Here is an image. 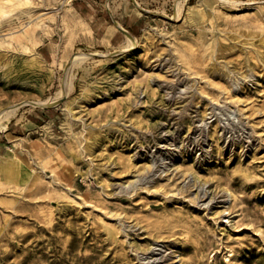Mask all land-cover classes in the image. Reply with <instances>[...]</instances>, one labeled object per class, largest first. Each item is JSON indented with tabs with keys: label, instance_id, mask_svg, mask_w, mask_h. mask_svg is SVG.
Masks as SVG:
<instances>
[{
	"label": "rangeland",
	"instance_id": "rangeland-1",
	"mask_svg": "<svg viewBox=\"0 0 264 264\" xmlns=\"http://www.w3.org/2000/svg\"><path fill=\"white\" fill-rule=\"evenodd\" d=\"M14 3L0 264H264V0Z\"/></svg>",
	"mask_w": 264,
	"mask_h": 264
},
{
	"label": "bare ground",
	"instance_id": "bare-ground-1",
	"mask_svg": "<svg viewBox=\"0 0 264 264\" xmlns=\"http://www.w3.org/2000/svg\"><path fill=\"white\" fill-rule=\"evenodd\" d=\"M212 1L214 0H206V2H208L209 4L212 3ZM233 1V0H232ZM4 2H11L13 4L14 3V0H0V11H4V5L3 3ZM24 5V4H23ZM25 9V8H24ZM139 11V10H138ZM141 12V11H140ZM25 15V14H24ZM204 10L201 6V3H190L189 4V7H188V11H187V14H186V20L189 21V22H195V23H199L200 20L202 18H204ZM118 22V21H117ZM45 24V23H44ZM43 24V25H44ZM118 27H122L121 25L118 24ZM127 31V30H126ZM125 31V32H126ZM88 32V31H87ZM86 32V33H87ZM128 32V31H127ZM152 32H150V30H147V32L145 33V37L146 39L150 38V35H151ZM85 34V33H83ZM129 35V34H128ZM136 40V39H135ZM134 41V40H133ZM133 44H137L136 41L133 42ZM206 48L208 47L207 43L205 44ZM1 47V46H0ZM64 47V46H63ZM63 49V48H62ZM17 50L19 51H14V50H11L9 49V47L7 46V48H3L1 51H0V64L1 62H5L6 64H8L9 66V75H11L12 77L10 78L11 80H13L14 78L16 79L17 76V68H21L23 67L24 70H23V73H21L22 75H19L21 77H28L30 72L32 71V65L34 64V58L30 55H26V54H22L20 51L19 48H17ZM180 54H181V57H183V59L186 61V62H189L191 60V56H192V53L187 50L186 48H183V49H180ZM84 52L83 53H80V52H74L72 53V58H71V62L74 64L77 60L79 59H82L84 57ZM68 65V64H67ZM72 66V65H71ZM71 69V68H70ZM69 70V69H68ZM68 74V73H67ZM25 82V80H24ZM67 83V82H66ZM67 85V84H66ZM29 101V100H28ZM61 101V98L59 99H46V100H38V101H33L34 103L36 104H40V105H56L58 104L59 102ZM26 102V101H24ZM22 104V103H21ZM31 104V103H30ZM19 105V104H18ZM17 105V106H18ZM35 105V104H34ZM13 107V106H12ZM12 107H4L0 110V121H2L5 117H9V114H11V111L10 109H12ZM16 107V106H15ZM48 107V106H47ZM18 108V107H17ZM15 108V110L17 109ZM14 110V109H13ZM1 124V123H0ZM46 127V126H45ZM49 130V129H48ZM11 138L13 139L14 141V145L16 147H20V146H25V147H29L28 143H26L25 141V136H19L18 134L17 135H14V134H11L10 135ZM10 138V139H11ZM39 139L36 137V138H31V143L32 141L33 142H36L38 141ZM42 142V141H41ZM30 144V143H29ZM37 144V142H36ZM39 144V142H38ZM40 146V145H39ZM35 147V146H34ZM32 146V148H34ZM38 147V145H37ZM36 147V148H37ZM32 153H34L32 151ZM38 172V171H37ZM36 172V173H37ZM35 173V174H36ZM36 178V175L34 176ZM39 179V178H38ZM32 182V181H31ZM228 192L230 193V195H232V191L231 190H228Z\"/></svg>",
	"mask_w": 264,
	"mask_h": 264
},
{
	"label": "crops",
	"instance_id": "crops-1",
	"mask_svg": "<svg viewBox=\"0 0 264 264\" xmlns=\"http://www.w3.org/2000/svg\"><path fill=\"white\" fill-rule=\"evenodd\" d=\"M87 2H89V1H87Z\"/></svg>",
	"mask_w": 264,
	"mask_h": 264
}]
</instances>
